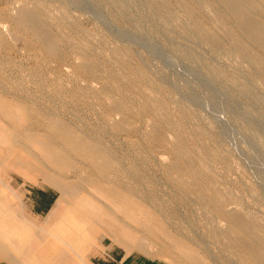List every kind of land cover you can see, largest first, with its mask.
I'll return each instance as SVG.
<instances>
[{
	"label": "rangeland",
	"instance_id": "374dc122",
	"mask_svg": "<svg viewBox=\"0 0 264 264\" xmlns=\"http://www.w3.org/2000/svg\"><path fill=\"white\" fill-rule=\"evenodd\" d=\"M236 1L0 0V178L61 191L47 179L59 176L99 237L141 255L255 264L226 214L264 243V47L247 22L264 28V12ZM60 129L95 157L61 144L73 166L57 170L24 141ZM154 220L171 240L148 235Z\"/></svg>",
	"mask_w": 264,
	"mask_h": 264
},
{
	"label": "crops",
	"instance_id": "0c3cea01",
	"mask_svg": "<svg viewBox=\"0 0 264 264\" xmlns=\"http://www.w3.org/2000/svg\"><path fill=\"white\" fill-rule=\"evenodd\" d=\"M85 213L57 188L18 189L11 177L0 178V264H172L99 238ZM133 241L144 248L143 240Z\"/></svg>",
	"mask_w": 264,
	"mask_h": 264
},
{
	"label": "bare ground",
	"instance_id": "6f19581e",
	"mask_svg": "<svg viewBox=\"0 0 264 264\" xmlns=\"http://www.w3.org/2000/svg\"><path fill=\"white\" fill-rule=\"evenodd\" d=\"M240 1V0H239ZM239 1H236V3H239ZM263 8V12H264V0H258ZM231 3V2H230ZM234 3V2H233ZM232 3V4H233ZM234 5H236L234 3ZM240 5L238 4V7ZM242 6V5H241ZM240 6V7H241ZM233 7V5L231 6V8ZM238 7H236L238 9ZM235 8V7H234ZM230 9V7H229ZM241 10V9H240ZM240 10H233V17L236 18L237 21H239L240 23L243 22V20L245 19V16L246 14L244 15V13ZM246 13V12H245ZM247 17V16H246ZM20 21L26 25L27 29L29 31H31L35 36H43V38H47L45 32L43 31V27H42V24L41 22L39 21V19L37 18V16L32 12V11H29V10H24L20 16ZM19 21V22H20ZM246 21V19H245ZM247 22L249 24V26L251 27L252 30H254L256 33L259 34L260 38L262 40L258 41V42H261L259 44H262L264 47V28L261 27V25L263 24H258V23H255L254 20L252 21V19L250 20V18L248 19L247 18ZM22 25V24H21ZM25 27V28H26ZM252 32V31H251ZM250 32V33H251ZM254 34V33H253ZM252 34V35H253ZM251 35V34H250ZM257 35V34H256ZM259 38V39H260ZM29 41V40H28ZM257 42V41H256ZM257 44V45H259ZM52 50V48H51ZM264 50V48H263ZM54 54H55V51H53ZM52 52V53H53ZM59 52V51H58ZM57 53V52H56ZM57 55V54H56ZM1 110V109H0ZM33 121V120H32ZM28 125V124H27ZM25 128V127H24ZM124 129V128H123ZM17 130V129H15ZM52 132L48 133L47 135V139L46 140H41V139H38V138H35L32 137V136H28L26 137V140L25 143L26 145L29 143V142H32L34 143L38 148H40L41 150V155L44 156V158L46 159V162L49 164V166H51L53 169H57V170H62V169H65V170H69L73 165L71 163V160L69 158V156L67 155V153H61V152H56L55 148L57 147H60L61 144L62 145H69L76 154H80V155H83L85 156L86 158L90 159L92 157H95L93 156L94 154H91V152H86L85 150V147L86 144L83 142V141H79L77 139H74L70 133L67 131V130H63V129H60L57 133L56 136L52 135L51 134ZM32 140V141H29L27 142V140ZM154 143V141H153ZM10 146V144H9ZM89 146V145H88ZM84 150V151H83ZM179 153H183V150L181 149V151H179ZM8 152L4 158V162L7 161L8 159ZM30 163H35L34 160L36 161H40L41 162V158L38 157L37 155H30ZM96 160V159H95ZM29 162V161H28ZM35 168H40V166L38 167V165H34ZM74 168L75 170H77V166L74 165ZM182 168H184V170H187V171H192L191 169V165L187 164V165H182ZM72 170V168L70 169ZM47 179L49 181H51L52 183L56 184L57 187L61 190V193L63 194H67V191H69V193H73L74 192V189H76L75 187H68L66 184H62V182L60 181V178L59 176H56V175H53V174H50L48 173L47 174ZM180 184V183H179ZM98 187V186H96ZM110 194V193H109ZM77 198V197H76ZM84 198V197H83ZM108 198V196H107ZM81 200H83L81 198ZM88 201V200H87ZM215 201V200H213ZM84 202V201H83ZM86 202V201H85ZM84 202V203H85ZM120 202V201H119ZM77 203V202H76ZM14 204V203H13ZM93 205V204H92ZM92 208V207H91ZM9 209V208H8ZM4 210V209H3ZM93 210V209H92ZM2 211V210H1ZM105 212V211H104ZM13 213V212H12ZM7 215V214H6ZM12 216V215H11ZM87 216V215H86ZM226 216L230 219V221L233 223L232 227H231V230H230V233L231 235H233V239H232V243L234 246H237L238 248H240L241 250H243L248 257H250L254 262L255 264H264V243L263 244H256L254 243V237H255V234L253 233V231L250 229V227L248 226V224L240 219L239 217L233 215V214H226ZM112 219V218H111ZM83 220V219H82ZM117 220V219H115ZM18 221V220H17ZM28 221V220H27ZM88 221V220H87ZM109 221V220H108ZM24 222V221H23ZM119 222V220H118ZM29 223V222H28ZM65 223V222H64ZM68 223V222H67ZM83 223V222H82ZM5 224V222H4ZM3 224V225H4ZM120 224V223H119ZM68 225V224H67ZM66 226V225H65ZM101 226V225H100ZM121 226V225H119ZM13 228H15V226L13 225L12 226ZM57 227V226H56ZM94 227V226H93ZM65 228H68V227H65ZM104 228V227H103ZM117 228V227H116ZM125 228V227H124ZM129 228V227H128ZM50 230V229H49ZM54 230V228H53ZM57 230V229H56ZM98 230V229H97ZM107 230V229H106ZM126 230V229H125ZM144 231V229H142ZM148 232L151 237H156L158 236V233H159V236L161 235L162 237H164V240H171L168 236V233L164 227L163 224L161 223H157L155 220L150 224L148 225ZM241 231L243 232L242 234H237L236 231ZM76 231V230H74ZM93 231V230H92ZM116 231V230H115ZM18 230L15 229V230H12V234H11V237L13 238L15 234H17ZM50 232V231H49ZM52 232V231H51ZM63 232V231H62ZM67 232V231H66ZM113 232V231H112ZM134 232V231H133ZM91 233V232H89ZM95 233V232H94ZM144 233V232H143ZM93 234V233H92ZM99 234V233H98ZM56 235V234H55ZM94 236V235H93ZM113 236V235H112ZM119 236V235H118ZM135 236V235H134ZM147 236V235H146ZM149 236V237H150ZM160 236V237H161ZM131 237V236H130ZM129 237V238H130ZM136 237V236H135ZM87 238V237H86ZM89 238V237H88ZM100 238V237H99ZM97 238V239H99ZM229 238V237H228ZM69 239V238H68ZM116 239V238H115ZM128 239V238H127ZM137 239V238H136ZM153 239V238H152ZM90 240V239H89ZM93 240V239H92ZM120 240H124L123 238H121ZM132 240H134V237L132 238ZM177 240V239H176ZM230 240V239H228ZM227 240V241H228ZM136 243V242H135ZM73 247V245H72ZM75 247V246H74ZM76 248V247H75ZM74 248V249H75ZM129 248V247H128ZM82 249V248H81ZM86 249V248H85ZM186 251L187 252H190L192 253V250H191V247L187 245V247H185ZM83 250V249H82ZM80 256V255H79ZM82 257V256H81ZM85 258V257H84ZM161 260V259H160Z\"/></svg>",
	"mask_w": 264,
	"mask_h": 264
},
{
	"label": "built area",
	"instance_id": "2783aa9c",
	"mask_svg": "<svg viewBox=\"0 0 264 264\" xmlns=\"http://www.w3.org/2000/svg\"><path fill=\"white\" fill-rule=\"evenodd\" d=\"M109 257H111V255H109Z\"/></svg>",
	"mask_w": 264,
	"mask_h": 264
}]
</instances>
